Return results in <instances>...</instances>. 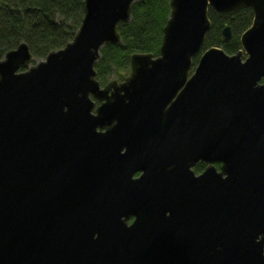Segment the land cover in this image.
Wrapping results in <instances>:
<instances>
[{"label": "water", "instance_id": "95a60500", "mask_svg": "<svg viewBox=\"0 0 264 264\" xmlns=\"http://www.w3.org/2000/svg\"><path fill=\"white\" fill-rule=\"evenodd\" d=\"M137 1L85 0L64 48L32 65L22 43L0 60V264H264V166L238 160L264 154V0H168L159 55H132L102 87L100 51L121 43ZM244 7L241 49L210 48L191 73L208 11ZM207 130L224 166L198 200L174 161L207 148Z\"/></svg>", "mask_w": 264, "mask_h": 264}, {"label": "trees", "instance_id": "16d2710c", "mask_svg": "<svg viewBox=\"0 0 264 264\" xmlns=\"http://www.w3.org/2000/svg\"><path fill=\"white\" fill-rule=\"evenodd\" d=\"M85 0H0V60L20 44L28 45L32 64L44 60L56 50L64 48L77 33ZM168 0H138L131 11V20L117 27L121 38L118 45L100 51L95 65L96 79L104 86L111 80L122 82L129 73L130 58L134 54L159 55L163 28L169 19ZM211 29L201 54L216 47L234 55L240 49L241 35L251 26L250 8H240L228 14L209 10ZM230 27L231 39L225 43L222 31ZM200 55L193 59L196 67Z\"/></svg>", "mask_w": 264, "mask_h": 264}, {"label": "flooded vegetation", "instance_id": "af4514ba", "mask_svg": "<svg viewBox=\"0 0 264 264\" xmlns=\"http://www.w3.org/2000/svg\"><path fill=\"white\" fill-rule=\"evenodd\" d=\"M259 85H264V78L259 82ZM99 103H97V106ZM104 131V130H103ZM208 135V146L207 148L198 147L194 153H192L191 159L183 160L181 155H177L174 161L176 167L180 170V181L185 177L190 180L192 193L194 197L198 200L204 199L206 196L207 198L211 195V172L214 173V170L217 173H221L222 167L224 166L223 162L216 161L213 156V152L210 150L211 145L210 141H212V135L207 130ZM178 141L176 140L174 143L172 141H166V143L171 142V144H167L168 147H178ZM125 149L120 152V155H124ZM239 160V167L246 171L247 168L255 169L260 165L264 166V154L260 153L258 156L255 154L240 156ZM226 162V170L229 171L234 168L231 164L230 160H225ZM168 169L171 168V165L167 166ZM186 173H185V172ZM129 181L134 182L139 180L144 172L138 170L136 168L129 169ZM188 173V174H187ZM227 177V174L223 175V178ZM243 178V175H242ZM246 175H244V179ZM119 182L117 181L115 186H117ZM245 184V182H242ZM117 192L118 189L116 190ZM122 220L126 221L128 226L132 225L133 222L136 220L135 214H128L122 217ZM88 234V233H84ZM104 234L101 231H94L92 232V239H88V243L92 246L97 247L96 243L100 241V237ZM105 236H113V235H105Z\"/></svg>", "mask_w": 264, "mask_h": 264}, {"label": "rangeland", "instance_id": "374dc122", "mask_svg": "<svg viewBox=\"0 0 264 264\" xmlns=\"http://www.w3.org/2000/svg\"><path fill=\"white\" fill-rule=\"evenodd\" d=\"M39 61H41V60H39ZM39 61H37V62H39ZM37 62H36V63H37ZM31 64H32V63H31ZM32 65H34V64H32ZM116 81L120 82L119 80H116Z\"/></svg>", "mask_w": 264, "mask_h": 264}]
</instances>
